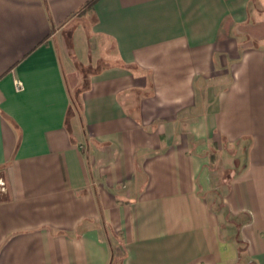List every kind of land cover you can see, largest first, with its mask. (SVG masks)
<instances>
[{"label": "crops", "instance_id": "obj_1", "mask_svg": "<svg viewBox=\"0 0 264 264\" xmlns=\"http://www.w3.org/2000/svg\"><path fill=\"white\" fill-rule=\"evenodd\" d=\"M91 1L0 0V264H264V0Z\"/></svg>", "mask_w": 264, "mask_h": 264}, {"label": "rangeland", "instance_id": "obj_2", "mask_svg": "<svg viewBox=\"0 0 264 264\" xmlns=\"http://www.w3.org/2000/svg\"><path fill=\"white\" fill-rule=\"evenodd\" d=\"M80 71H85V70H83V69H81V68H78V69H77V72H76V76H75L74 78H71L70 80L67 79V84H68L69 93H70L71 98L73 99V101H74V103H75V107H78V105H79V97H78V93L81 91V89H82V87H83V86L80 85L79 83H78L77 85L74 84L75 81L77 80L76 77H78ZM75 78H76V79H75ZM0 187H2L1 184H0Z\"/></svg>", "mask_w": 264, "mask_h": 264}, {"label": "trees", "instance_id": "obj_3", "mask_svg": "<svg viewBox=\"0 0 264 264\" xmlns=\"http://www.w3.org/2000/svg\"><path fill=\"white\" fill-rule=\"evenodd\" d=\"M93 2H94V0H92V1L89 3V5H91Z\"/></svg>", "mask_w": 264, "mask_h": 264}, {"label": "built area", "instance_id": "obj_4", "mask_svg": "<svg viewBox=\"0 0 264 264\" xmlns=\"http://www.w3.org/2000/svg\"><path fill=\"white\" fill-rule=\"evenodd\" d=\"M1 186H2V184H1ZM1 188V187H0Z\"/></svg>", "mask_w": 264, "mask_h": 264}]
</instances>
